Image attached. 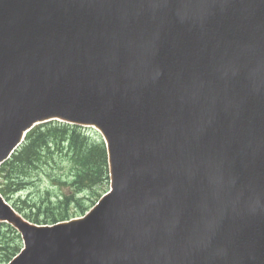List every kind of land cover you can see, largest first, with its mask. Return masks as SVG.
I'll return each instance as SVG.
<instances>
[{
  "label": "water",
  "instance_id": "obj_1",
  "mask_svg": "<svg viewBox=\"0 0 264 264\" xmlns=\"http://www.w3.org/2000/svg\"><path fill=\"white\" fill-rule=\"evenodd\" d=\"M91 3L0 0V157L37 106L45 114L54 109L78 118L121 116L128 127L134 123L127 112L144 109L147 126H155L149 120L154 99L134 95V100L120 85L144 74L156 58L160 64L155 50L172 42L171 34L154 19L153 0H121V12L117 7L97 11ZM130 7L144 12V28L118 23L117 14L126 18ZM223 56L219 62L216 56L205 59L209 69L226 72L223 80L207 82L226 109L227 144L240 150L203 166L194 142L182 148L176 138L172 148L173 140L155 141L157 136L140 125L138 135L111 143L112 192L86 218L36 230L17 264H199V258L213 255V264H264V58ZM137 136L142 148L131 166ZM182 136L195 140L196 133ZM185 156L194 162H184ZM209 167L226 173L227 201H221L219 212L220 217L227 213L225 223L215 221V206L197 190ZM0 217L12 220L27 238L28 226L4 210ZM210 232L225 233V241L210 238Z\"/></svg>",
  "mask_w": 264,
  "mask_h": 264
},
{
  "label": "trees",
  "instance_id": "obj_2",
  "mask_svg": "<svg viewBox=\"0 0 264 264\" xmlns=\"http://www.w3.org/2000/svg\"><path fill=\"white\" fill-rule=\"evenodd\" d=\"M71 132L72 130L69 131V136ZM44 139L45 138H44L43 132L35 131L33 132V134H31L27 144L23 147V149L18 153V155L13 160V162L7 168V171L9 172L10 176L19 172L22 166H30L32 163L36 162L41 157V154L44 150L43 145H42L44 142ZM92 156H93V153H89L86 159H84V162L88 161V165L93 170L94 169L93 162L89 160ZM94 160L99 162V157L96 156ZM84 170L85 169L82 166L80 171L84 173ZM93 174H94L93 172H91L90 174H84V176L81 177V179L83 181L90 180ZM61 212L66 213V208L62 210ZM63 213L61 215H63ZM30 217L33 218L35 221H38V217H41V216H37L36 214H31Z\"/></svg>",
  "mask_w": 264,
  "mask_h": 264
},
{
  "label": "rangeland",
  "instance_id": "obj_3",
  "mask_svg": "<svg viewBox=\"0 0 264 264\" xmlns=\"http://www.w3.org/2000/svg\"><path fill=\"white\" fill-rule=\"evenodd\" d=\"M39 185H40V186L45 185L44 181H41V182L39 183Z\"/></svg>",
  "mask_w": 264,
  "mask_h": 264
}]
</instances>
